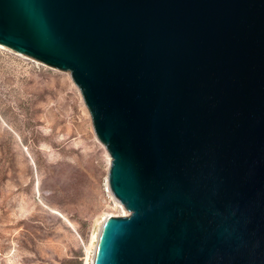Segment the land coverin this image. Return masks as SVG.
<instances>
[{"label": "water", "instance_id": "obj_1", "mask_svg": "<svg viewBox=\"0 0 264 264\" xmlns=\"http://www.w3.org/2000/svg\"><path fill=\"white\" fill-rule=\"evenodd\" d=\"M0 45L69 72L109 154L92 264H264V0H0Z\"/></svg>", "mask_w": 264, "mask_h": 264}, {"label": "rangeland", "instance_id": "obj_2", "mask_svg": "<svg viewBox=\"0 0 264 264\" xmlns=\"http://www.w3.org/2000/svg\"><path fill=\"white\" fill-rule=\"evenodd\" d=\"M109 166L70 73L0 46V264H91Z\"/></svg>", "mask_w": 264, "mask_h": 264}, {"label": "bare ground", "instance_id": "obj_3", "mask_svg": "<svg viewBox=\"0 0 264 264\" xmlns=\"http://www.w3.org/2000/svg\"><path fill=\"white\" fill-rule=\"evenodd\" d=\"M0 46H2V45H0ZM124 215H126V213H124Z\"/></svg>", "mask_w": 264, "mask_h": 264}, {"label": "built area", "instance_id": "obj_4", "mask_svg": "<svg viewBox=\"0 0 264 264\" xmlns=\"http://www.w3.org/2000/svg\"><path fill=\"white\" fill-rule=\"evenodd\" d=\"M93 260V259H92ZM91 264H92V262H91Z\"/></svg>", "mask_w": 264, "mask_h": 264}]
</instances>
